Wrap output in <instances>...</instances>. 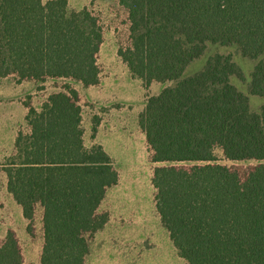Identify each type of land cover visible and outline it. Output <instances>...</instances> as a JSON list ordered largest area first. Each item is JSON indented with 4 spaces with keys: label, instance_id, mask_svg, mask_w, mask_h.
<instances>
[{
    "label": "trees",
    "instance_id": "trees-1",
    "mask_svg": "<svg viewBox=\"0 0 264 264\" xmlns=\"http://www.w3.org/2000/svg\"><path fill=\"white\" fill-rule=\"evenodd\" d=\"M128 14L130 47L118 56L145 88L174 83L147 100L139 126L155 164L152 185L161 223L185 264H264V106L230 79L242 75L230 56L214 55L183 78L207 45L264 56V0H117ZM102 30L88 9L67 0H0V78L68 82L39 110L29 108V134H19L4 166L7 191L32 232L42 209L41 264H85L88 237L107 216L98 208L118 181L100 146L83 145L81 108L70 83L99 81ZM249 95L264 99V62ZM258 163L241 180L217 164ZM186 164L189 167L178 165ZM15 234L0 240V264H22Z\"/></svg>",
    "mask_w": 264,
    "mask_h": 264
},
{
    "label": "rangeland",
    "instance_id": "rangeland-1",
    "mask_svg": "<svg viewBox=\"0 0 264 264\" xmlns=\"http://www.w3.org/2000/svg\"><path fill=\"white\" fill-rule=\"evenodd\" d=\"M67 2L69 5L68 8L71 11L87 8L101 28L103 40L97 56L98 66L102 68L101 70L103 71V68L107 66L108 63H116L120 60L118 51L126 50L130 47V24L126 10L118 5V1L67 0ZM217 54L231 57L243 78L239 79L237 77H232L230 82L237 91L248 97L250 111L259 113L261 107L264 106V99L249 95L248 87L255 66L260 61L264 62V56L253 61L243 58L234 46L221 47L218 45H207L203 55L187 67L183 78L190 77L203 70L208 59ZM111 71L113 73L112 77L108 80L103 79L101 81L102 88H100L98 92H102L101 95L107 98L109 102L123 104L125 108L123 110V117L130 128L135 123L136 118L139 117L140 112H142V110L144 111L146 102L149 98L157 96L163 89L174 85V83H152L148 88H144L138 79L130 78L123 69L113 67ZM67 83L64 81L48 80L43 84H39L29 80L24 82L17 81L14 76L7 79L0 78V233L2 234L5 231H9L10 228L16 231L22 228V210L7 191V178L4 172V166L15 154V133L17 135H27L30 131L25 120L22 118V114L26 115L29 108L39 110L46 102L49 95L60 92ZM79 87L80 85L76 83L72 84V88L74 89H79ZM79 91L89 97V92L82 87H80ZM86 103L83 104L84 107L86 105L91 107ZM91 109L88 108L85 111L90 112ZM87 126L88 123H84L82 131H87ZM95 126L96 125L93 126V134L96 129ZM128 135L129 133L124 132L123 140H126ZM140 146L142 153H140L139 147L137 148L130 143L126 144V147H123V157L118 156L114 158L112 163L118 176H120V179L118 177V181L115 185L116 190L121 192L123 188H126V191H132L131 193L137 194L139 198L140 195L138 190H135L131 183H141L144 190L142 194L145 196L143 195L140 199L142 204H146L150 198L154 199L155 196L154 188H152L151 185L154 170L161 166H167V164L160 165L152 163L151 152L149 151L145 139ZM214 156L217 164L236 171L241 180H244L248 173L258 165V163L254 161H225L222 158L221 151L218 149L215 150ZM178 166L189 167V165L186 164ZM133 172H137L136 174L138 176L134 177L136 180L130 179L131 176H127ZM148 189L151 190V192H148ZM112 198L113 197L108 196L106 202L101 206V214L106 216L110 215V213H107L109 208H114L116 205V203H112V201L114 202V199L111 200ZM121 204L123 205V203ZM121 208H123V206H121ZM114 209L116 213L112 214L111 220L108 221L107 225L88 237V244L91 250L87 258V264H119L118 261L115 262V256H111L114 258L110 260L113 263L107 259L109 256H106L104 260L100 259L104 252H106L107 255H114L115 253L120 255L123 254V212H119L116 208ZM41 216L42 209L40 206H37L32 221V232L30 234L31 242L29 239L30 237H26L25 239L20 236L19 245L23 254L26 255V264L37 262L34 256L39 246V224L41 222ZM163 229L161 224L159 235L165 233ZM0 240L3 241L4 239ZM25 240H27V242ZM122 257L123 256H121V258ZM159 258L163 259L164 264H172V259H168L166 255H163V257H153L154 260Z\"/></svg>",
    "mask_w": 264,
    "mask_h": 264
},
{
    "label": "crops",
    "instance_id": "crops-1",
    "mask_svg": "<svg viewBox=\"0 0 264 264\" xmlns=\"http://www.w3.org/2000/svg\"><path fill=\"white\" fill-rule=\"evenodd\" d=\"M41 1L45 3L50 0H41ZM77 11H80V10L78 9ZM97 65H98V60H97ZM113 67L115 68L119 67L123 69L128 74V76H130V78L136 79L130 74L126 64L123 63V61L120 59L116 63L115 62L108 63V65L103 68V71L101 70L102 68L98 66L99 81L94 86L85 87L80 83L73 82V83L80 85V87H82L84 90L88 91L89 97L85 96L82 92L79 91L80 87L79 89L78 88L74 89L72 88L73 83L70 84L71 88L74 89L78 94L79 106H81L80 108H81V117H82L81 119L82 130H83L84 123H88L87 131L86 130L83 131L84 147L86 149H90L93 146H100L103 149V151L106 153V155L110 158L111 162L113 161L114 158H117L118 156L123 157V147H126V144H129V143L131 145H134L137 148L139 147L140 153H142L140 145L144 139L146 140L145 134L141 130L139 123H138L139 117L143 113V110L142 112H140L139 117L136 118L135 123L130 128V126L126 124L125 122L126 120L123 117V110L125 109L123 104L122 103L118 104L117 102H109L107 101V98L101 95L102 92H98V90L102 88L101 81L103 79L108 80L112 77L113 73L111 71V68ZM9 77L11 76H8L6 78H1V79H7ZM16 79L17 81H19L17 77ZM22 81L24 82L27 80H22ZM29 81H32V80H29ZM32 82L35 83V81H32ZM141 84L144 87L142 82ZM84 103L90 105L91 107L87 105L84 107L83 106ZM86 108L87 109L93 108V109H91V111L89 112V111H85L87 110ZM27 113L26 115L22 114V118L24 120L26 119ZM94 125H96L95 126L96 129L93 134L92 131H93ZM124 132L129 133V135L126 137V140H123ZM17 136L18 135L15 133L14 146H15V141H16ZM125 141H128V142H125ZM136 173L137 172L135 173L133 172L127 176H131L130 179L136 180V178H134L138 176ZM118 177L120 179V176ZM131 184L135 190H138L139 195H140L139 198L137 194L131 193L132 191L131 192L129 190L126 191V188H123L121 192L117 191L116 186H115L116 184H115L114 186L107 189L104 199L98 208L97 213L101 214L100 213L101 206L106 202L108 196H111L113 197L111 200L114 199V202L112 201V203H116L114 208H116L119 212H123V254L120 255V254L115 253L114 255H111V254L107 255V253L104 252L101 255L100 259L104 260L106 256H109L107 259H109L110 261L111 259H114L111 256H115V262L118 261L119 264H164L162 258L154 260L153 257L154 258L163 257V255H166L168 259L170 258L172 259V264H185L183 259H181L180 256L178 255V252L176 248L174 247L173 242L170 239L169 233L167 232V230L164 228L163 224L161 223V219H160V216L156 208V202H155L156 190L152 185V179H151V185H152V188H154L155 196H154V199L150 198L149 196L150 199L147 201L146 204H142L141 199H140V197L142 198V196L144 195L142 194L144 190L142 188L141 183L140 184L131 183ZM148 192H151V190L148 189ZM121 203H123V205ZM121 206H123V208H121ZM114 208H109V211L107 213H110V215L107 216L109 218H107V222L104 226H106L108 221L111 220L112 214L116 213ZM154 216H155V220H154ZM40 220L41 222L39 224V246L36 249L35 256H34L37 262L32 263V264H41L40 257H41L42 247H43L42 216ZM21 223H22L21 230L18 229L16 231L13 228L9 229V231L15 234V237L18 243L20 240V236L26 239V237L29 238L31 234L27 231L28 222L27 220L24 219L23 214H22ZM161 224L164 228L163 230H165L164 231L165 233L163 235L158 234L160 233ZM9 231H5L3 234L0 233V239H4L7 232ZM29 239L31 242V237ZM25 241L27 242V240ZM88 249H89V252L86 257V264H87V258L91 250L89 244H88ZM21 253L23 257L22 264H26L27 262L26 255L23 254L22 250H21ZM121 256H123L122 257L123 261H122Z\"/></svg>",
    "mask_w": 264,
    "mask_h": 264
}]
</instances>
